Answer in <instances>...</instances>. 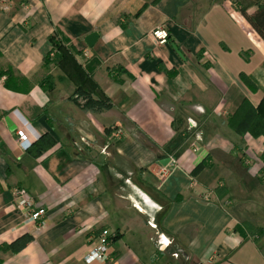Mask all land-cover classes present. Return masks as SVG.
<instances>
[{"label":"crops","instance_id":"0c3cea01","mask_svg":"<svg viewBox=\"0 0 264 264\" xmlns=\"http://www.w3.org/2000/svg\"><path fill=\"white\" fill-rule=\"evenodd\" d=\"M235 1L248 12L258 2L0 0V67L33 83L16 92L0 77V247L28 237L0 249V264H264L262 139L228 125L244 99L255 107L263 95L264 41ZM54 31L110 107L84 109L74 81L43 68ZM18 129L53 145L34 155ZM18 190L46 209L43 228L15 211ZM103 229L110 260L85 262Z\"/></svg>","mask_w":264,"mask_h":264},{"label":"trees","instance_id":"16d2710c","mask_svg":"<svg viewBox=\"0 0 264 264\" xmlns=\"http://www.w3.org/2000/svg\"><path fill=\"white\" fill-rule=\"evenodd\" d=\"M234 4L252 29L264 41V0H258L253 12H248L246 6L240 4L239 1H235ZM48 38L52 48L44 57L43 68L48 70L50 63L59 66L75 83L71 99L84 109L99 111L110 107L109 98L91 75L76 61V56L80 55L79 51L72 45H66L58 31H54ZM0 77H4V87L12 91L26 93L33 86L29 79L16 73L10 65L4 68L0 67ZM239 77L252 92L257 90L258 86L252 77L243 72L239 74ZM38 85L45 91L52 89L54 86L53 76L50 73L44 74L38 81ZM228 125L241 135L248 132L254 137L264 136V92L255 107L247 99H244L235 113L228 117ZM52 145V137L45 133L34 143H31L27 150L34 155H39ZM260 158L264 164V153ZM261 172L264 174V165ZM261 180L264 182V176H261ZM27 239V236H22L10 244L3 245L0 249L16 251L26 243Z\"/></svg>","mask_w":264,"mask_h":264},{"label":"built area","instance_id":"2783aa9c","mask_svg":"<svg viewBox=\"0 0 264 264\" xmlns=\"http://www.w3.org/2000/svg\"><path fill=\"white\" fill-rule=\"evenodd\" d=\"M151 36L154 38L157 44H164L168 40V31L164 27H157L151 32ZM117 133H121V130L118 129ZM16 135L19 139L20 145L26 149L30 146L31 141L27 138L24 130L18 129L16 131ZM192 151L195 153L199 152V148L196 144L192 148ZM246 163L249 164L250 160L246 159ZM160 174L163 176L165 174V170L161 169ZM14 209L15 211L22 215L25 220L33 222L34 229H41L45 226V217H46V209L40 206H36L32 200L24 195L22 191H16V198L14 201ZM112 233H110L107 229H103L98 237V241L96 245H94L89 252L84 256L85 262L89 263L91 261L97 260L100 262H108L110 260V256L108 253L109 245L111 242ZM168 243L159 244L160 247L167 246Z\"/></svg>","mask_w":264,"mask_h":264},{"label":"water","instance_id":"95a60500","mask_svg":"<svg viewBox=\"0 0 264 264\" xmlns=\"http://www.w3.org/2000/svg\"><path fill=\"white\" fill-rule=\"evenodd\" d=\"M97 37H98V36H97V33H95V32L90 33V34H89L88 36H86V38H85V42H86V44H87L89 47H91V46L93 45V43L95 42V40H96ZM174 49H175V51L177 52V54H178L179 56H182L181 53L179 52V50H178L176 47H174ZM161 163H162V164H166V161L161 160Z\"/></svg>","mask_w":264,"mask_h":264},{"label":"rangeland","instance_id":"374dc122","mask_svg":"<svg viewBox=\"0 0 264 264\" xmlns=\"http://www.w3.org/2000/svg\"><path fill=\"white\" fill-rule=\"evenodd\" d=\"M259 137H261V139H262V144H261L260 152H259V153H260V156H261V154L264 153V136H263V135H260ZM245 158H246V159H251V160H252V158H251L250 155H245ZM254 160H257V159L255 158ZM258 162L261 163V165H260L261 167H260V170H259V171H260V172H259V173H260V176H264V174H262V172H261V169L263 168V165H264V164H263V162L261 161V158H260V157H259Z\"/></svg>","mask_w":264,"mask_h":264}]
</instances>
